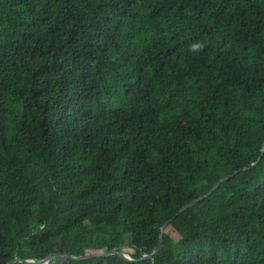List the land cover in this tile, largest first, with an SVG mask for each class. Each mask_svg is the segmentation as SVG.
<instances>
[{
	"label": "trees",
	"instance_id": "obj_1",
	"mask_svg": "<svg viewBox=\"0 0 264 264\" xmlns=\"http://www.w3.org/2000/svg\"><path fill=\"white\" fill-rule=\"evenodd\" d=\"M161 233L48 264H264V0H0V264Z\"/></svg>",
	"mask_w": 264,
	"mask_h": 264
},
{
	"label": "water",
	"instance_id": "obj_2",
	"mask_svg": "<svg viewBox=\"0 0 264 264\" xmlns=\"http://www.w3.org/2000/svg\"><path fill=\"white\" fill-rule=\"evenodd\" d=\"M247 168H245L244 170H246ZM231 176H227L225 178H223L222 180H220L217 184H215L211 190H209L205 195H203L202 197L190 202L189 204H187L186 206H184L183 208L180 209L179 213H183L185 211H187L188 209L192 208L193 206H195L197 203L201 202L202 200L208 198L209 196H211L219 187L220 185L225 182L226 180H228ZM169 225V222H166L164 224V226L162 227V231L165 230V228ZM125 246L116 248L114 250L108 251V252H103V253H99V254H90V255H84V256H71L69 254H52L50 255L45 261L43 262H35L34 260H27L26 263L28 264H48L50 261L57 259L60 260L62 262H74V261H83L86 259H91V258H96V257H108L111 255H118L120 258H122L123 260L126 261H141L144 259H152L154 258V256L156 254H158L161 250L162 247V233L160 234V242L158 244V246L156 247L155 251L150 254V255H145L142 258H132L131 256H129L128 254L123 252ZM18 260H14L12 262H17ZM10 262V263H12Z\"/></svg>",
	"mask_w": 264,
	"mask_h": 264
},
{
	"label": "rangeland",
	"instance_id": "obj_3",
	"mask_svg": "<svg viewBox=\"0 0 264 264\" xmlns=\"http://www.w3.org/2000/svg\"><path fill=\"white\" fill-rule=\"evenodd\" d=\"M172 236L174 239H179V235L176 232H172ZM123 251L128 254L129 256H131L132 258H138V256L135 254L133 249H130L128 246L124 247ZM99 253H103L102 251L99 252H95V251H91L89 252V254H99Z\"/></svg>",
	"mask_w": 264,
	"mask_h": 264
}]
</instances>
